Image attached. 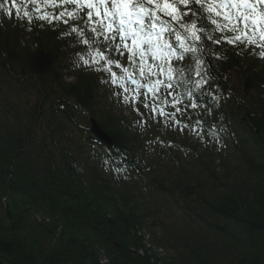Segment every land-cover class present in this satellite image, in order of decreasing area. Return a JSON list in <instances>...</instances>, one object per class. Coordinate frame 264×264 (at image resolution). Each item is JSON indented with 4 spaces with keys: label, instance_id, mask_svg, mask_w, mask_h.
I'll return each instance as SVG.
<instances>
[{
    "label": "trees",
    "instance_id": "1",
    "mask_svg": "<svg viewBox=\"0 0 264 264\" xmlns=\"http://www.w3.org/2000/svg\"><path fill=\"white\" fill-rule=\"evenodd\" d=\"M17 6L0 9V260L264 264V41L205 39L173 58L174 79L158 77L171 88L150 92L136 72L145 87L117 93L127 79L97 70L82 41L103 49V38L68 15L74 5ZM106 55L133 67L127 53Z\"/></svg>",
    "mask_w": 264,
    "mask_h": 264
},
{
    "label": "snow or ice",
    "instance_id": "2",
    "mask_svg": "<svg viewBox=\"0 0 264 264\" xmlns=\"http://www.w3.org/2000/svg\"><path fill=\"white\" fill-rule=\"evenodd\" d=\"M10 2L12 7L5 8L0 3V9L11 17L14 7L15 14L19 15L17 0ZM32 3L36 4V0ZM51 3L55 5V0ZM61 3L74 5L73 12L68 15L72 19H84L86 26L94 25L90 27L91 32L96 34V38H103V49L93 47L88 39L82 41L92 48L95 54L93 61L100 63L97 70L109 73L113 83L127 79L137 88H143L145 84L135 78L138 72L146 83L151 81L147 86L153 93L161 85L172 87L171 83L165 84L158 79L161 74L171 81L178 71H183L172 67L173 58L180 61L184 60L186 53L195 55L201 51L200 44L205 39L217 45L264 41V0H61ZM29 15L24 12V17ZM40 19L47 17L41 16ZM204 20L209 21L213 30L221 35H212L208 26L201 22ZM220 20L224 23L221 24ZM72 31L78 30L72 28ZM79 35L84 36L83 29L79 30ZM260 46L264 48V43ZM106 52H117L121 56L127 53L128 62L133 67H123L120 61L106 55ZM196 63L199 66L204 62L196 57ZM84 64L88 65L89 61L84 60ZM113 68L121 69L126 76L118 78ZM153 76L157 77L154 81ZM202 83L206 81H198L197 87ZM124 91L129 90L124 87Z\"/></svg>",
    "mask_w": 264,
    "mask_h": 264
},
{
    "label": "water",
    "instance_id": "3",
    "mask_svg": "<svg viewBox=\"0 0 264 264\" xmlns=\"http://www.w3.org/2000/svg\"><path fill=\"white\" fill-rule=\"evenodd\" d=\"M131 82V80H129ZM90 133L93 138L100 141L103 145L111 148L113 146L112 138L102 129L99 123L94 119H90ZM0 264H6L0 260Z\"/></svg>",
    "mask_w": 264,
    "mask_h": 264
},
{
    "label": "rangeland",
    "instance_id": "4",
    "mask_svg": "<svg viewBox=\"0 0 264 264\" xmlns=\"http://www.w3.org/2000/svg\"><path fill=\"white\" fill-rule=\"evenodd\" d=\"M66 80H67L68 82H70V81H72L73 79H72L71 77H66ZM125 87L129 88V85H127V86H125ZM114 90H115L117 93H121V92L124 91V87L121 88V87L118 86V87H115ZM118 90H119V91H118ZM127 109H128V110H127V113H126V114L129 115L130 107H128ZM132 111H133L134 113L142 112L141 109H140V107H137V106H134V107L132 108ZM172 124H175V123L173 122ZM175 130H176V132L179 134V133H181V132L184 130V127H183V126H180L179 124H177Z\"/></svg>",
    "mask_w": 264,
    "mask_h": 264
}]
</instances>
